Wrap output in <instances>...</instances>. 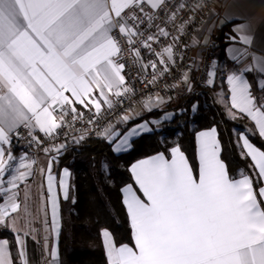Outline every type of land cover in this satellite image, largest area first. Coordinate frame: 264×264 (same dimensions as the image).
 Instances as JSON below:
<instances>
[{"label": "snow or ice", "instance_id": "snow-or-ice-1", "mask_svg": "<svg viewBox=\"0 0 264 264\" xmlns=\"http://www.w3.org/2000/svg\"><path fill=\"white\" fill-rule=\"evenodd\" d=\"M165 0H0V226L15 233L20 264H29L25 238L35 239V229L29 228L21 235L17 227L18 189L32 175L35 160L27 154L14 155L13 136L19 137L21 126L30 137L29 146H40L44 138L54 139L59 130L70 127L71 121L83 119L84 113L77 105L99 115L103 105L113 108L111 97H121L133 90L126 85L122 74L125 67L119 63V42L112 35L118 28L129 45L134 37H142L139 18L131 9L144 11L147 4L158 10ZM180 4L177 11L185 8ZM126 10H129L126 12ZM176 13L168 17L175 21ZM151 26L153 16L145 14ZM129 21L132 23L129 24ZM139 21V22H138ZM158 34L142 40L143 47L153 51L152 44L159 36L170 34L157 25ZM184 25L177 31L183 33ZM240 42L250 45L252 39L245 33V26L234 29ZM231 39L235 40L236 37ZM176 37H173L175 42ZM231 59L239 62L247 52L230 49ZM139 58V50H134ZM161 64L174 61V45L156 53ZM166 57V59H165ZM153 70L156 63L150 62ZM147 67V66H145ZM208 72V84L215 76ZM164 71H168L167 67ZM255 71L262 79L259 86L264 90V58L252 56V65L245 66L227 76L231 93V107L246 114L254 121L260 137L264 138V103H258L252 94V84L245 73ZM163 73H161L162 75ZM156 75H153V83ZM183 82L190 83L187 73ZM98 93V95L96 94ZM163 103L162 97H149L144 107ZM195 110V109H193ZM129 114L121 117L127 122ZM167 118V117H166ZM93 121L89 120L91 124ZM158 123V122H156ZM147 123L140 124L121 134L109 124L97 134L114 144L113 151H126L131 137L140 131H150ZM216 129L198 134L199 179L193 173L179 147L171 148L169 160L161 153L137 161L130 168L142 200L129 185L122 189L127 208L135 249L127 244L116 246L111 234L103 230L108 264H264V186L258 194L253 179L241 173V178L229 176L226 164L220 159ZM82 133L76 143L85 139ZM246 155L254 162L258 179L264 182V151H260L240 134ZM65 144L43 148L47 154L61 153ZM52 156L46 173L47 200L41 209H50V232L45 221L43 248L50 258L46 264H58V247L55 239L49 250V234L58 238L60 233V205L58 192L65 200L70 198L68 169L59 179L52 172ZM7 175L5 187V176ZM260 197L258 200L257 197ZM29 198L25 191V201ZM43 203V196H42ZM28 216L27 203L24 206ZM0 264H14L9 250V241L0 239Z\"/></svg>", "mask_w": 264, "mask_h": 264}, {"label": "trees", "instance_id": "trees-1", "mask_svg": "<svg viewBox=\"0 0 264 264\" xmlns=\"http://www.w3.org/2000/svg\"><path fill=\"white\" fill-rule=\"evenodd\" d=\"M224 27L215 37V55L224 60ZM215 57V56H214ZM228 64L227 62H225ZM197 62L189 77V93L166 97L161 109L143 114L129 122L125 130L135 122L160 121L152 131L134 139L130 150L114 154L104 138L75 140L61 151L53 170L58 177L62 168L70 172V198L60 199V233L57 238L58 264H108L102 231L107 230L116 246H134L129 218L122 201L121 189L133 184L129 167L137 160L162 153L169 156L173 147H179L185 154L194 173H197V159L194 136L198 131L215 128L221 146L220 157L226 164L229 175L240 169L254 181L256 191L260 185L253 164L242 154L238 144L239 136L245 133L250 142L264 151V141L254 126L244 116L228 117L216 104L215 97L223 89V77L216 72L212 85L198 83ZM185 84L183 89L190 88ZM195 109V110H193ZM170 115L169 118H164ZM0 239L9 241V250L14 264H20L14 234L0 226ZM29 264H43V253L39 241L26 240Z\"/></svg>", "mask_w": 264, "mask_h": 264}, {"label": "built area", "instance_id": "built-area-1", "mask_svg": "<svg viewBox=\"0 0 264 264\" xmlns=\"http://www.w3.org/2000/svg\"><path fill=\"white\" fill-rule=\"evenodd\" d=\"M216 2L217 0H165L164 6L158 10H153L147 5H144L143 12L139 8L131 9L139 21H143V23H139V31L143 33V36L134 37L135 43L130 46L127 38L119 33L118 28L114 29V35L121 49L117 59L119 63L125 65L126 85L133 91L119 98H114L113 108L109 109L105 105L99 115H96L95 110L89 111L87 109L86 112H83L82 120L71 121V116H69L67 119L71 126L59 130L54 139L38 136L43 141L40 146H29L30 137L27 136V130L21 127L18 129L19 137L13 136V150L26 153L30 159L36 161L33 168H37L38 156L44 152L43 148L58 144L67 146L82 133H87L85 138L101 139L102 137L97 133L103 131L109 124L122 123L121 117L126 114L131 116L136 104H144L149 97L153 99L160 96L166 98L186 92L187 89L182 87L184 84L183 77L185 73H187L188 79L191 76L196 64V52L199 49L204 51V56L199 68L197 82H206L207 74L214 63L218 45L216 43L199 44L196 32L208 22ZM180 4H184L186 7L177 11ZM174 12L176 13L175 21L171 22L168 17ZM146 13L153 16L151 26L145 19ZM131 23L129 21V24ZM157 25L164 28L170 35L168 37L159 36L156 41L150 42L153 51H149L143 47L142 40H145L148 35H157ZM180 25H184L182 34L177 31ZM173 37H176L175 42ZM170 44L174 45V61L166 65L161 64L156 53ZM134 50H139V58L134 56ZM150 62L156 63L157 68L155 70L151 68ZM165 67L168 69L166 72L164 71ZM161 73L163 74L161 75ZM153 75H156V80L149 83L152 81ZM89 120L93 122L89 124ZM51 153L56 157L58 155L55 152Z\"/></svg>", "mask_w": 264, "mask_h": 264}, {"label": "crops", "instance_id": "crops-1", "mask_svg": "<svg viewBox=\"0 0 264 264\" xmlns=\"http://www.w3.org/2000/svg\"><path fill=\"white\" fill-rule=\"evenodd\" d=\"M145 5H147V4H145ZM241 25L245 26V33L244 34L249 35L252 39V43L250 45H245L242 42H240L239 34L236 31H234V29H237ZM221 27L226 28V29H224L225 31L223 32V37H224V43H223L224 45L223 46L224 47H223L222 55L224 56V60L219 61L215 55V59H214L213 64H215V69H214L215 75H216V72H219L221 74V76L223 77V89L218 91V93L216 94V97H215L216 104L218 106H220L222 108V110L224 111V113L229 117L230 116L234 117V116H238V115L244 116L248 120V122H250L254 126L256 132L259 135V132L256 129L254 121H252L246 114L240 113L237 109H233L231 107V93L229 91L230 86H229L228 81H227V76L234 71L238 72L239 69H241L245 66H251L252 65V56L264 58V0H217L216 4L214 6L213 14L210 16L208 22L206 24H204V26L202 28L200 27V29L196 32V38H197L198 43L203 44V45L210 44V43H216V40H214V38L219 36V33H220L219 29ZM112 35L115 37L114 30H113ZM232 37H236V39L233 40V39H231ZM217 45H219V44H217ZM230 49H238L241 52L246 51L247 55L242 56L240 58L239 62L234 61L233 59H231L232 53L230 52ZM203 56H204V51H201L199 49L196 52V63L198 62L200 66L202 64ZM116 59H117V57H116ZM225 62H227L228 64H226ZM210 70H213V68L211 67ZM122 74L124 75V69H123ZM245 78L248 79L250 81V83L252 84V94L256 97L257 102L258 103H264V90H262L259 86V83H260L262 77L259 74H257L255 71H253L251 73H245ZM209 79L210 78L207 74V78H206L205 83H207V81ZM211 79H212V81H214L215 76L212 77ZM208 85L211 86L212 84H208ZM184 86H185V83L182 85V87H184ZM96 94L98 95V93H96ZM111 98L114 99L116 97L113 96ZM166 99L167 98L163 97V103H160L157 106H153L152 104H150L149 107L151 110L146 109L144 107V104H136L132 110L131 118L127 122L115 123L113 126H115V128L118 132L123 134L135 126L147 123L148 128L151 130L150 131H140L139 135H135V136L131 137L129 140V144L131 145L132 141L134 139L140 137L143 134L150 133L152 131L153 126H156V122H158V121L141 120V121L135 122L132 125H129L123 131H122V128L125 125H127L129 122L134 121L136 119H139L143 114H145L147 112H150V111L155 110V109H161L162 107H164V104L166 103ZM104 106L105 105H103L102 108ZM77 107L82 112H86V110H87L80 105H77ZM93 110H95V109H93ZM211 129L212 128L198 131L194 136L195 148H196V159H197L198 167H197V173L195 174L194 171H193V173L197 179H199V167H200V165H199V146L200 145H199L197 137H198L199 133L208 132ZM36 134L39 137H43V134H40L38 132ZM241 134H244L246 136L245 133H241ZM215 138L217 141H219L217 130L215 133ZM260 138L264 141V138H262V137H260ZM104 140L108 144H110L106 139H104ZM250 143H252V142H250ZM238 144L241 148L242 154H245L246 150L243 148V144H242V141L240 139H239ZM110 146H112L111 149L113 151L114 144H110ZM219 146H220V142H219ZM253 146L258 148L254 144H253ZM130 148H131V146L128 147L126 151H121V152H114L113 151V153L114 154L125 153L128 150H130ZM258 149L260 151H263L260 148H258ZM13 152H14V155L17 157H19L20 155L23 154V153H20L18 151H15V150H13ZM220 152H221V146H220ZM220 152H219V154H220ZM158 154H161V153H157V154L151 155V156L143 158V159L140 158V160L148 159V158L156 156ZM52 156H54V155L51 152L47 153V154L45 152L40 153V155L38 156L37 168H33L32 175L27 178L25 183H22L19 186V189H18L19 194H18L17 199L21 205L20 210L18 213H12L11 214L13 217H18L17 227L21 229V233H20L21 235H23V232H24L23 226L21 224H27L28 228H26V229H29V224H30L31 227L36 230L35 231V237L36 238L34 240L39 241L41 244V249H42L44 261H46V260L48 261V259L50 258L44 252L43 237L46 234L45 233V221L48 222V227H49V232H50L51 212H50V209H45L44 211L41 210L44 207V205L46 204L48 193H47L46 173L44 175H42L40 172V169L41 168L47 169L48 161H49V159H51ZM184 156H185V154H184ZM165 158H167L169 160L172 158L171 151H170L169 156H167V157L165 156ZM220 159H221V157H220ZM140 160H137V161H140ZM250 160H251V158H250ZM137 161H135L134 163H132L130 165L129 171H130L131 166L133 164H135ZM56 162H57V159L53 162V165ZM251 162H252L253 167H254V162L252 160H251ZM64 169L65 168H62L60 170L59 175L57 177L56 174L54 173V170L52 167V172L57 177V180L59 179V176L63 172ZM254 170H255V173H256L257 179H258V173H257V170L255 169V167H254ZM68 172H69V170H68ZM241 173L248 175L244 170L240 169L236 172V174L229 175V176L233 179H239V178H241ZM130 174H131V177L133 180V184H127V185L123 186L122 189L131 185L132 190L136 193V195L139 196L142 200H145L146 198L144 197L143 192L139 189V186L136 184L135 179H134L131 171H130ZM7 175L8 174H6V176L4 178L5 179V185H4L5 187H7V184H6ZM68 183L70 185V176L68 177ZM261 186H264V182H262V181H260L259 187H261ZM259 187H258V189H259ZM122 189H121L122 201H124V193H123ZM258 189H257V194H258ZM26 190H27L28 196H29L27 201H25V191ZM57 192H58V200L64 199L63 195L61 193H59V190H57ZM42 196H43V203H42ZM4 198H5L4 194L0 193V204H2L4 202ZM257 198H258V200H260L259 196ZM25 203H27L28 212L30 213V215H28V216L25 215V210H24ZM123 204H124V202H123ZM261 204H262V206H264V200H261ZM124 206H125V204H124ZM125 209L127 211L126 206H125ZM127 214H128V212H127ZM128 218H129V216H128ZM129 224H130V220H129ZM130 227H131V225H130ZM13 234H14V239H15V233H13ZM131 236H132V228H131ZM28 238L33 239V236L32 235L27 236L25 238V241ZM54 239H55V242L57 244V241H58L57 238H55L53 235L49 234V238H48L49 250L51 248V245H52ZM132 240H133V237H132ZM102 241H103V245H104V238L103 237H102ZM133 243H134V240H133ZM132 248L135 249V243H134V246ZM104 251H105V246H104ZM105 254H106V252H105ZM106 258H107V255H106ZM107 261H108V258H107Z\"/></svg>", "mask_w": 264, "mask_h": 264}, {"label": "rangeland", "instance_id": "rangeland-1", "mask_svg": "<svg viewBox=\"0 0 264 264\" xmlns=\"http://www.w3.org/2000/svg\"><path fill=\"white\" fill-rule=\"evenodd\" d=\"M216 61V60H215ZM187 89V88H186ZM192 88L190 87V88H188L187 90H186V92L185 93H189V92H192ZM161 97V96H160ZM163 98V97H162ZM169 116L170 115H166L164 118H169ZM229 117V116H228ZM235 117V116H234ZM158 122H160V121H158ZM157 124V123H156ZM58 156V155H57ZM22 226H23V230L25 231V230H28V229H26V228H28V225L27 224H21ZM29 228H32L31 227V225L29 224ZM43 261H44V258H43ZM46 262H47V260L46 261H44L43 262V264H46Z\"/></svg>", "mask_w": 264, "mask_h": 264}]
</instances>
